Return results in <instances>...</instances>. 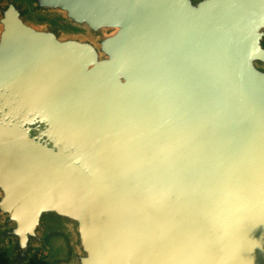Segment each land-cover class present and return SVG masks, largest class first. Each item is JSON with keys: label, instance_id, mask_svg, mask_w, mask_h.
<instances>
[{"label": "water", "instance_id": "95a60500", "mask_svg": "<svg viewBox=\"0 0 264 264\" xmlns=\"http://www.w3.org/2000/svg\"><path fill=\"white\" fill-rule=\"evenodd\" d=\"M264 264V0H1L0 242L30 264Z\"/></svg>", "mask_w": 264, "mask_h": 264}, {"label": "rangeland", "instance_id": "374dc122", "mask_svg": "<svg viewBox=\"0 0 264 264\" xmlns=\"http://www.w3.org/2000/svg\"><path fill=\"white\" fill-rule=\"evenodd\" d=\"M47 240L48 242L46 241L45 246L38 250L35 260L44 262L45 264L67 262L70 258V249L65 237L52 235ZM3 251H5V246L0 242V254Z\"/></svg>", "mask_w": 264, "mask_h": 264}, {"label": "trees", "instance_id": "16d2710c", "mask_svg": "<svg viewBox=\"0 0 264 264\" xmlns=\"http://www.w3.org/2000/svg\"><path fill=\"white\" fill-rule=\"evenodd\" d=\"M4 263V254H0V264ZM30 264H45L44 262L41 261H36L35 258L30 262Z\"/></svg>", "mask_w": 264, "mask_h": 264}, {"label": "crops", "instance_id": "0c3cea01", "mask_svg": "<svg viewBox=\"0 0 264 264\" xmlns=\"http://www.w3.org/2000/svg\"><path fill=\"white\" fill-rule=\"evenodd\" d=\"M49 239H50V238H49ZM49 239H48V240H49ZM48 240H47V242H48ZM3 254H4V251H3Z\"/></svg>", "mask_w": 264, "mask_h": 264}]
</instances>
